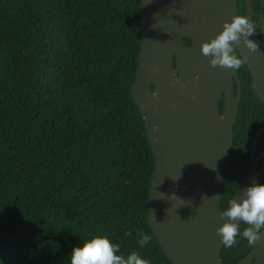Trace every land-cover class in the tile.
<instances>
[{"label": "trees", "instance_id": "1", "mask_svg": "<svg viewBox=\"0 0 264 264\" xmlns=\"http://www.w3.org/2000/svg\"><path fill=\"white\" fill-rule=\"evenodd\" d=\"M141 4L0 0V264H70L72 248L97 235L117 244L118 254L174 264L148 221L156 159L132 94ZM252 4L260 10V0ZM238 9L247 17L246 0ZM254 29L261 38L258 17ZM235 50L243 61L242 101L223 169V210L264 124V102ZM221 107L224 113L223 101ZM263 145L264 134L257 153ZM245 227L241 222L239 231ZM138 232L152 237L143 248ZM254 245L237 236L222 247V264H239Z\"/></svg>", "mask_w": 264, "mask_h": 264}, {"label": "water", "instance_id": "2", "mask_svg": "<svg viewBox=\"0 0 264 264\" xmlns=\"http://www.w3.org/2000/svg\"><path fill=\"white\" fill-rule=\"evenodd\" d=\"M260 3L257 13L252 0H246L253 28L254 16L264 17V0ZM141 14L144 37L132 94L156 159L148 221L174 264H222L216 230L228 219L221 218L228 180L223 169L234 141L242 86L237 69L212 66L201 45L239 15L238 0H142ZM246 39L258 44L255 52L249 54L245 38L236 46L264 102V25L262 40L255 29ZM263 133L264 125L253 140L252 165L235 193L237 201L264 178V149L256 155ZM235 222L239 230L241 222ZM239 264H264V233Z\"/></svg>", "mask_w": 264, "mask_h": 264}, {"label": "clouds", "instance_id": "3", "mask_svg": "<svg viewBox=\"0 0 264 264\" xmlns=\"http://www.w3.org/2000/svg\"><path fill=\"white\" fill-rule=\"evenodd\" d=\"M253 31V22L248 17L234 16L230 22H224L222 30L214 38L202 43L201 52L210 57L212 66L239 69L243 61L236 54V42L245 38L249 54L255 52L258 44L246 39ZM224 217L228 219L216 230L221 238V246L232 247L237 236L245 238L249 244H255L264 233V184L253 183L245 189L241 200H228L221 212V218ZM237 220L247 225L242 232L238 230ZM137 235V245L141 248L152 240L148 233L138 232ZM118 253L117 244L106 236L97 235L72 248L70 264H150L136 251L127 255Z\"/></svg>", "mask_w": 264, "mask_h": 264}, {"label": "flooded vegetation", "instance_id": "4", "mask_svg": "<svg viewBox=\"0 0 264 264\" xmlns=\"http://www.w3.org/2000/svg\"><path fill=\"white\" fill-rule=\"evenodd\" d=\"M256 11H257V10H256ZM259 12H260V10L257 11V13H259ZM255 17H258V24L261 26L262 31H263V25H264V24L261 23V19H264V17L261 18L259 15H255L254 18H255ZM255 33H256V31H255ZM256 35H257V34H256ZM257 37H258V35H257ZM258 39H259V40H262V39H263V34H262L261 38L258 37ZM185 40H190V39L185 38L184 41H185ZM235 90H236V89H235ZM236 92H237V91H236ZM222 101L224 102V96H222V98H221L220 107H221V103H222ZM241 101H242V99H241ZM240 105H241V104H240ZM221 113L223 114L222 107H221ZM263 125H264V124H263ZM260 129H261V128H260ZM260 129H259V130H260ZM257 133H258V132H257ZM263 134H264V133H263ZM263 134H262V136H263ZM262 136H261V137H262ZM260 139H261V138H260ZM260 139H259V140H260ZM258 143H259V142H258ZM257 146H258V144H257ZM263 149H264V145H263V148H262V150H261L260 152L257 153V149H256V155L259 156V155L261 154V152L263 151ZM251 150H252V149H251ZM252 159H253V156L251 157V165H252ZM261 164H262V162L259 164V166H260ZM251 165H250V167H251ZM250 167H249V169H250ZM249 169H248V170H249ZM247 172H248V171H247ZM245 176H246V175H245ZM244 178H245V177H244ZM263 179H264V178H263ZM262 181H263V180H262ZM261 183H262V182H261Z\"/></svg>", "mask_w": 264, "mask_h": 264}, {"label": "rangeland", "instance_id": "5", "mask_svg": "<svg viewBox=\"0 0 264 264\" xmlns=\"http://www.w3.org/2000/svg\"><path fill=\"white\" fill-rule=\"evenodd\" d=\"M261 23L264 24V19H261ZM132 149H134V151L136 150L134 147H132Z\"/></svg>", "mask_w": 264, "mask_h": 264}]
</instances>
